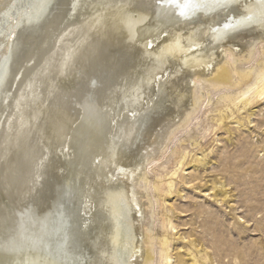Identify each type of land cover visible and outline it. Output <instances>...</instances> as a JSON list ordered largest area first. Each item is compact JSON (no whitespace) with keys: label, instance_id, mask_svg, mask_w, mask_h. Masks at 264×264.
<instances>
[{"label":"bare ground","instance_id":"bare-ground-1","mask_svg":"<svg viewBox=\"0 0 264 264\" xmlns=\"http://www.w3.org/2000/svg\"><path fill=\"white\" fill-rule=\"evenodd\" d=\"M261 40L264 0H0V264H151L142 170Z\"/></svg>","mask_w":264,"mask_h":264},{"label":"rangeland","instance_id":"rangeland-1","mask_svg":"<svg viewBox=\"0 0 264 264\" xmlns=\"http://www.w3.org/2000/svg\"><path fill=\"white\" fill-rule=\"evenodd\" d=\"M263 65L264 40L237 63ZM239 88L197 84L189 120L142 170L151 264H264V90L245 104Z\"/></svg>","mask_w":264,"mask_h":264},{"label":"snow or ice","instance_id":"snow-or-ice-1","mask_svg":"<svg viewBox=\"0 0 264 264\" xmlns=\"http://www.w3.org/2000/svg\"><path fill=\"white\" fill-rule=\"evenodd\" d=\"M188 6H189L188 4L185 5V7H188Z\"/></svg>","mask_w":264,"mask_h":264},{"label":"water","instance_id":"water-1","mask_svg":"<svg viewBox=\"0 0 264 264\" xmlns=\"http://www.w3.org/2000/svg\"><path fill=\"white\" fill-rule=\"evenodd\" d=\"M9 36H10V35H9ZM11 37H13V35H12Z\"/></svg>","mask_w":264,"mask_h":264}]
</instances>
